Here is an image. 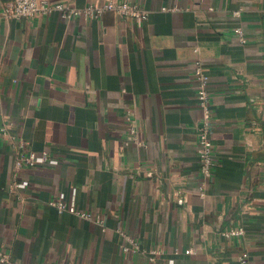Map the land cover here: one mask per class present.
<instances>
[{
	"label": "crops",
	"instance_id": "crops-1",
	"mask_svg": "<svg viewBox=\"0 0 264 264\" xmlns=\"http://www.w3.org/2000/svg\"><path fill=\"white\" fill-rule=\"evenodd\" d=\"M127 1L140 25L0 17V248L14 264H149V249L158 264H264V0ZM196 59L217 160L202 193ZM29 152L57 163L17 167ZM60 194L90 217L60 212Z\"/></svg>",
	"mask_w": 264,
	"mask_h": 264
},
{
	"label": "built area",
	"instance_id": "built-area-1",
	"mask_svg": "<svg viewBox=\"0 0 264 264\" xmlns=\"http://www.w3.org/2000/svg\"><path fill=\"white\" fill-rule=\"evenodd\" d=\"M52 10L61 12L63 17H71L73 15H91L99 16L105 11H112L116 14L133 18L137 24H141L148 17V12L143 8L135 4H131L127 0H104L102 5L89 4L84 8L71 7L62 3H51L47 0H9L7 6H5L0 12V17L3 18H29L36 17L50 13ZM237 14V12H236ZM235 33L238 35L241 42H245V37L240 27L235 29ZM192 76L195 80V94L197 99V106L200 110V120L196 125V152L199 160V173L201 181L199 183V191L203 192L205 185L213 177L214 167L217 160L215 159V152L213 144L210 138V130L212 127L213 114L210 106V96L208 92L209 74L207 69L199 59L194 62V70ZM133 134V138L136 136V130L134 127L130 129ZM138 145H142L139 140H134ZM57 160L49 159L46 154L37 155L34 152L27 154H21L16 162L17 167L23 165L34 166L43 164H56ZM27 183L22 182L17 184L20 187H24ZM178 203H182L183 199L177 200ZM51 204L55 205L60 212L68 211L78 216L89 218L90 214L80 211L76 208L73 201L67 202L64 199L63 194H60L57 199L51 201ZM225 237H239L244 234L243 228H233L224 230L221 232ZM133 250H139L137 242L127 238ZM124 250H128V247H124ZM192 250H185L186 253H190ZM161 252L157 249L148 250V262L149 264H158L157 256ZM0 264H14L11 262L9 253L0 248ZM168 264H173L172 260L168 261ZM237 264H250L249 254L247 251H243L239 254Z\"/></svg>",
	"mask_w": 264,
	"mask_h": 264
}]
</instances>
